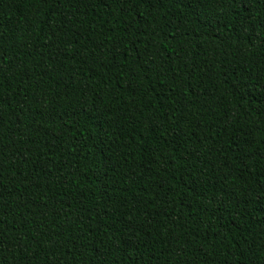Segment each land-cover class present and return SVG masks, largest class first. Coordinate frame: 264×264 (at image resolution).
Wrapping results in <instances>:
<instances>
[{"label": "trees", "instance_id": "1", "mask_svg": "<svg viewBox=\"0 0 264 264\" xmlns=\"http://www.w3.org/2000/svg\"><path fill=\"white\" fill-rule=\"evenodd\" d=\"M0 264H264V0H0Z\"/></svg>", "mask_w": 264, "mask_h": 264}]
</instances>
